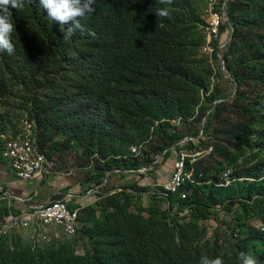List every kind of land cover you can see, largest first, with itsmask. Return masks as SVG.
I'll return each mask as SVG.
<instances>
[{"label": "trees", "instance_id": "trees-1", "mask_svg": "<svg viewBox=\"0 0 264 264\" xmlns=\"http://www.w3.org/2000/svg\"><path fill=\"white\" fill-rule=\"evenodd\" d=\"M186 2L173 0V4L163 5L159 0H96L95 11L81 19L84 30H77L70 39L65 40L59 23L48 18L39 0H33V3L25 0L22 10L12 9V22L16 25L12 39L16 51L11 56L6 52L0 53V69L14 74L10 78L13 80L16 76H24L27 69H34L47 58L54 69H58V73L67 68L73 69L80 76V85L77 84V87H81L85 94H95L96 89L104 88V99L108 95L116 98L115 94L121 95L120 91H124L122 95L126 92L127 95L119 96V103L143 111L150 106L153 98H160L156 93L154 97L148 93H135V88L137 86L145 91L148 81L159 83L165 68L173 70L171 60L173 54H178L174 48L181 30L179 23L183 21L182 7ZM226 6L230 39L222 59L235 83L234 94L222 98L219 87H215L198 104L192 117L181 119L178 124L170 121L158 123L153 127L151 139L136 156L131 154L120 158L98 152L94 158L98 171L125 168L136 170L140 176H153L155 169L148 172H139V169L153 164L158 156L163 155V161L168 160L170 147L188 139L178 147L180 151L202 149L203 152L212 148L195 166L197 173H203V183L189 187L192 193L185 200L179 195L164 198L159 192H154L149 195L153 202L146 205L143 204L141 193L130 194L121 190L111 195H100L101 199L83 209L82 216L80 212L81 220L86 218L87 213H106L119 209L121 203L135 204L139 211L158 214L164 224L188 218L221 222L222 214L229 212L233 213L237 231L243 239L241 251L260 254L263 249L264 258V231L243 222L244 214L246 217L264 215V197H257L250 202L230 197L220 202L216 200L215 203L213 199L220 192L209 195V190H214V182L220 181V176L227 168H237L251 149H260L253 142L257 140L253 137L256 131L254 127L264 122V0H227ZM164 7L171 10L170 19L156 16V10ZM89 31L95 35H89ZM39 47L42 48L40 54L35 51ZM5 81L0 76V84H6ZM28 114L36 122L38 146L52 166L58 164L57 172L69 174L70 169L90 164L93 151L87 150L82 157L77 155L73 140L56 125L46 105L36 102ZM201 144L205 145L201 148ZM69 150L75 156L74 164L67 167L70 162L62 156L68 155ZM1 154L3 157V149ZM103 172L88 174L87 182H92L91 186L94 187L101 185L105 179ZM131 186L140 191L136 182ZM11 203L8 199L0 200V221L10 212L18 213L12 209ZM218 205L220 208H217ZM84 232L94 247L92 255L46 259L28 250L26 253L12 252L11 258L0 261V264H100L103 241L94 232L87 229ZM163 253L162 262L154 264H196L191 261L192 256L191 259L189 256L187 258L182 252L168 249ZM236 253L235 264H239V255L236 256ZM152 256L149 249L138 252L135 264H153Z\"/></svg>", "mask_w": 264, "mask_h": 264}, {"label": "rangeland", "instance_id": "rangeland-1", "mask_svg": "<svg viewBox=\"0 0 264 264\" xmlns=\"http://www.w3.org/2000/svg\"><path fill=\"white\" fill-rule=\"evenodd\" d=\"M210 2L211 0H187L182 7L183 21L179 23L181 30L174 48L178 54H173L171 60L173 70L165 68L159 83L148 81L145 91L137 86L135 88V93H148L152 97L156 93L160 98H153L150 106L143 111L135 110L131 105L124 107L119 103V96L124 91H120L121 95L115 94L116 98L108 95L104 99V88L96 89L95 94H85L81 87H77V84L80 85V76L73 69L67 68L58 73V69H54L47 58L34 69H27L24 76H16L13 80L10 78L14 74L1 68L0 76L6 80V84H0V186L5 187L6 194H0V197L5 196L0 200H10L9 196L21 199L11 198L12 209L19 214L27 210L29 205L65 197L71 203L70 208H82L81 216L84 208L101 199L100 195H111L121 190L130 194L141 193L144 205L153 202L149 195L160 191V186L169 179L180 151L178 147L184 145L187 139L170 147L168 160L163 161V155L158 156L153 164L139 169L142 172L155 169L153 176H140L136 170L125 168L98 171L94 158L98 156V152L123 158L133 154L135 148L142 149L151 139L154 126L163 121L178 124L181 119L192 117L198 104L215 87H219L222 98L235 92V83L227 73L222 59L225 44L230 38L227 6L224 11L227 0H217L215 5L217 10L225 13V26L220 29L217 38H211L208 31ZM178 44H184V47ZM41 50L39 47L35 51L40 54ZM126 95L127 92L122 96ZM36 102L51 110L56 125L73 140L77 155L82 157L90 150L94 156L91 157L89 165L70 169L69 174L57 172L58 164L52 166L50 163L42 181L20 183L12 175L1 151L9 136L22 130L23 121L29 118V109ZM254 128L256 131L253 137L257 140L253 142L260 149H251L237 168H227L238 175L234 176L232 172L229 185L223 186L219 181L214 182V190H209V195H216L217 192L220 195L217 194L213 202L224 201L230 197L250 202L257 197H264V122ZM203 145L205 144H201V148ZM195 151L202 152V149L189 153ZM67 153L69 156L64 154L62 157L70 162L67 166L69 167L74 164L75 154L71 150ZM102 172L105 179L101 185L94 187L91 186L92 182H87L88 174ZM134 182L140 188L139 192L131 186ZM188 192L189 195L192 193L190 189ZM1 204L5 205L3 202ZM236 207L243 211L238 205ZM263 216L255 214L246 217L244 214L243 222L264 231ZM85 229L94 232L103 241L100 264H135L137 253L146 252L148 249L153 253V264L161 263L163 252L168 249L182 252L190 259L192 256L191 261L196 264H199L202 255L215 257L231 252L230 258L225 255V264H235V250L238 256L243 240L237 231L233 213H223L221 222L188 218L164 224L158 214L139 211L135 204L121 203L119 209L106 213H87L86 218L82 219L80 235L72 238L60 234L53 227L7 230L0 221V261H8L14 254L12 252L18 254L28 250L46 259L92 255L94 247L89 243ZM261 251L260 254H252L260 264H264Z\"/></svg>", "mask_w": 264, "mask_h": 264}, {"label": "built area", "instance_id": "built-area-1", "mask_svg": "<svg viewBox=\"0 0 264 264\" xmlns=\"http://www.w3.org/2000/svg\"><path fill=\"white\" fill-rule=\"evenodd\" d=\"M216 3L217 0H211L208 8V31L211 38L219 36L225 20V13L216 9ZM225 10L226 4L224 6ZM140 151L141 149L137 150L135 148L133 149V154L136 156ZM211 151L212 148L195 153H189L184 150L178 152L170 177L163 184V189L158 191L159 194L164 198H168L171 195H179L181 199H187L189 196L188 188L192 185L203 183L201 180L203 173H197L195 166L199 159ZM3 157L7 161L12 175L20 182H36L45 178L50 162L38 146L37 126L34 120L30 118L24 119L22 130L6 139ZM115 172L118 173V170H115ZM232 172L234 171L227 169L220 176L219 182L223 186L230 184L231 178L229 177L233 174ZM4 190L5 187L0 186V194H6ZM0 198H5V196ZM70 205L69 199L65 197L49 199L42 204L28 207L22 213L10 212L3 217L1 223L3 228L7 230L38 228L41 226L53 227L60 234L70 238L76 237L82 229V220L80 219L82 208L71 209Z\"/></svg>", "mask_w": 264, "mask_h": 264}, {"label": "clouds", "instance_id": "clouds-1", "mask_svg": "<svg viewBox=\"0 0 264 264\" xmlns=\"http://www.w3.org/2000/svg\"><path fill=\"white\" fill-rule=\"evenodd\" d=\"M33 3V0H28ZM96 0H39L40 6L47 11L50 20L58 22L64 39H70L77 30L83 31L81 19L87 14L95 11ZM160 4L171 5L173 0H159ZM25 7V0H0V53L14 55L16 46L13 43L12 34L16 30L13 24V12L22 10ZM157 17L171 18V10L167 7L158 8L155 12ZM65 25H70L65 27ZM89 35L95 33L89 31ZM225 255L231 257V252L221 253L215 257L202 255L199 264H225ZM239 264H260L259 260L252 253H239Z\"/></svg>", "mask_w": 264, "mask_h": 264}, {"label": "crops", "instance_id": "crops-1", "mask_svg": "<svg viewBox=\"0 0 264 264\" xmlns=\"http://www.w3.org/2000/svg\"><path fill=\"white\" fill-rule=\"evenodd\" d=\"M18 182H20V181H18ZM20 183H25V182H20ZM10 197H12L14 200L17 199V200H20V201H21V199H18L16 196H10ZM8 200H9V199H8ZM11 200H12V199L10 198L9 201L11 202ZM22 202H23V201H22ZM30 206H34V205H29V207H30ZM12 213H13V212H12Z\"/></svg>", "mask_w": 264, "mask_h": 264}, {"label": "water", "instance_id": "water-1", "mask_svg": "<svg viewBox=\"0 0 264 264\" xmlns=\"http://www.w3.org/2000/svg\"><path fill=\"white\" fill-rule=\"evenodd\" d=\"M230 39V38H229ZM234 94V93H233ZM9 198H12V197H9Z\"/></svg>", "mask_w": 264, "mask_h": 264}]
</instances>
